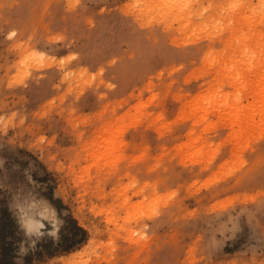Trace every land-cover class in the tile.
Instances as JSON below:
<instances>
[{
    "label": "rangeland",
    "instance_id": "rangeland-1",
    "mask_svg": "<svg viewBox=\"0 0 264 264\" xmlns=\"http://www.w3.org/2000/svg\"><path fill=\"white\" fill-rule=\"evenodd\" d=\"M0 206L15 264H264V0H0Z\"/></svg>",
    "mask_w": 264,
    "mask_h": 264
},
{
    "label": "trees",
    "instance_id": "trees-1",
    "mask_svg": "<svg viewBox=\"0 0 264 264\" xmlns=\"http://www.w3.org/2000/svg\"><path fill=\"white\" fill-rule=\"evenodd\" d=\"M49 202L59 211L62 203L59 199L48 197ZM22 230L7 207L0 206V264H15L17 242ZM86 239V230L79 226L70 216L63 217V225L59 228V240L37 244L34 250L23 256L22 260L29 263L32 257L52 256L58 252L69 251ZM51 247V248H49Z\"/></svg>",
    "mask_w": 264,
    "mask_h": 264
}]
</instances>
